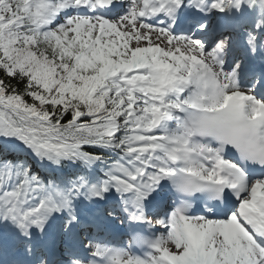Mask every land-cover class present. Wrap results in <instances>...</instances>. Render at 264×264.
Masks as SVG:
<instances>
[{
    "label": "snow or ice",
    "instance_id": "obj_1",
    "mask_svg": "<svg viewBox=\"0 0 264 264\" xmlns=\"http://www.w3.org/2000/svg\"><path fill=\"white\" fill-rule=\"evenodd\" d=\"M0 264H264V0H0Z\"/></svg>",
    "mask_w": 264,
    "mask_h": 264
}]
</instances>
